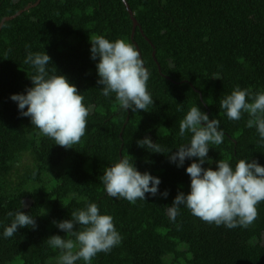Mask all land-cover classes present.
Wrapping results in <instances>:
<instances>
[{
    "label": "trees",
    "instance_id": "obj_1",
    "mask_svg": "<svg viewBox=\"0 0 264 264\" xmlns=\"http://www.w3.org/2000/svg\"><path fill=\"white\" fill-rule=\"evenodd\" d=\"M35 1L0 0V21ZM126 1L143 33L136 27L132 35L122 0H40L0 30V222L10 223L7 213L23 202L27 206L20 210L33 215L38 226L0 238V264H54L58 250L47 239L64 233L52 221L68 219L84 206L83 200L70 199L72 193L110 214L122 236L118 246L98 253L92 264H264V201L246 228L206 223L183 206L173 222L167 208L177 192L188 191L189 176L165 154L137 144L148 136L175 151L185 142L178 135L179 122L198 105L220 121L225 134L223 143L210 145L213 162L224 159L234 165L249 157L264 165V143L255 128L246 127L247 114L234 121L219 107L236 85L264 90V0ZM95 35L138 46L150 73L149 111L126 112L114 94H101L89 52ZM26 45L33 52L45 51L49 67L84 97L87 126L73 148L42 135L9 98L31 86L34 69L24 63ZM121 157L158 176L159 189L168 190V196H147L134 204L109 197L100 177Z\"/></svg>",
    "mask_w": 264,
    "mask_h": 264
},
{
    "label": "clouds",
    "instance_id": "obj_2",
    "mask_svg": "<svg viewBox=\"0 0 264 264\" xmlns=\"http://www.w3.org/2000/svg\"><path fill=\"white\" fill-rule=\"evenodd\" d=\"M90 40V59L95 62L97 84L101 94L110 98L113 94L118 106L132 112L149 111L153 97L148 90L150 77L137 49L125 39L109 40L95 35ZM24 63L34 69L31 86L22 93H12L9 98L17 105L20 116L30 119L40 133L65 149L73 148L85 134L89 108L74 83L59 73L45 52H33L26 45ZM219 107L228 119L238 121L247 114L246 127L255 128L259 140L264 143V90L241 88L236 85L219 101ZM179 137L185 142L172 149H164L145 136L137 140L138 146L149 152L165 154L169 163L184 167L189 176L188 191H179L167 208L173 222L180 214L181 206L206 223L228 229L246 228L257 217V205L264 201V165L257 160L238 159L233 165L227 160L213 162L209 157L210 145H220L224 132L220 121L209 118L198 105L191 106L179 122ZM191 161L185 166V161ZM215 167H205V164ZM109 197L124 199L129 203L146 201V197L158 194L164 198L168 190L160 191L161 179L148 171L141 172L128 157H121L107 166L100 177ZM83 200L84 206L71 212L68 219H54L52 223L64 235L53 234L47 244L58 250L54 264H92L98 253H109L122 242L113 217L102 213L95 202L72 193L70 199ZM9 211L10 223L0 227V238H12L18 228L35 230L36 219L20 209ZM46 210H44L45 212ZM43 212V213H44ZM41 213V214H43Z\"/></svg>",
    "mask_w": 264,
    "mask_h": 264
},
{
    "label": "water",
    "instance_id": "obj_3",
    "mask_svg": "<svg viewBox=\"0 0 264 264\" xmlns=\"http://www.w3.org/2000/svg\"><path fill=\"white\" fill-rule=\"evenodd\" d=\"M122 1H123V4H124V6H125V8H126V11H127L128 14H129V17H130V19H131V22H132V35L134 34V31H135L136 27H138L139 30H140V32L143 33V31H142V29H141V27H140V24H139L138 21L136 20L134 14H133V11L131 10L129 4L127 3L126 0H122ZM39 2H40V0H36L34 3L29 4V5H26L25 7H23V8L20 9V10H18V11L15 12L14 14L3 17V18L1 19V21H0V30H1V28H2V26H3V24H4L5 21L15 18L16 16H18L19 14H21L23 11H26V10H28L29 8H31V7H33V6H35V5H37ZM135 45H136V44H135ZM136 49H137V51L139 52V49H138V46H137V45H136ZM139 54H140V52H139ZM152 55H153V56L155 55V50H153ZM140 57H141V54H140ZM145 68H146V67H145Z\"/></svg>",
    "mask_w": 264,
    "mask_h": 264
},
{
    "label": "rangeland",
    "instance_id": "obj_4",
    "mask_svg": "<svg viewBox=\"0 0 264 264\" xmlns=\"http://www.w3.org/2000/svg\"><path fill=\"white\" fill-rule=\"evenodd\" d=\"M23 167L21 166L20 169H22Z\"/></svg>",
    "mask_w": 264,
    "mask_h": 264
}]
</instances>
